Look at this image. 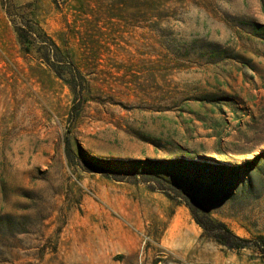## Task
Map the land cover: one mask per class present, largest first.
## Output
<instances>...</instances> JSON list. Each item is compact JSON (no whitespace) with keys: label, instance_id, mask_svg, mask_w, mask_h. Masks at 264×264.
<instances>
[{"label":"rangeland","instance_id":"374dc122","mask_svg":"<svg viewBox=\"0 0 264 264\" xmlns=\"http://www.w3.org/2000/svg\"><path fill=\"white\" fill-rule=\"evenodd\" d=\"M261 239L264 0H0V264H264Z\"/></svg>","mask_w":264,"mask_h":264},{"label":"trees","instance_id":"16d2710c","mask_svg":"<svg viewBox=\"0 0 264 264\" xmlns=\"http://www.w3.org/2000/svg\"><path fill=\"white\" fill-rule=\"evenodd\" d=\"M196 164H200L199 162ZM198 224L203 228L204 234L211 237L216 242L228 247L229 249H244L251 247L250 241L242 239L235 236L226 224L214 220L200 221L197 220ZM255 247L260 251L262 257L264 258V240L261 239L259 242L255 243Z\"/></svg>","mask_w":264,"mask_h":264},{"label":"bare ground","instance_id":"6f19581e","mask_svg":"<svg viewBox=\"0 0 264 264\" xmlns=\"http://www.w3.org/2000/svg\"><path fill=\"white\" fill-rule=\"evenodd\" d=\"M171 228H172V227H171ZM172 230H173V229H172ZM172 230H171V232H170L171 235H173V231H172ZM176 231H177V229H176ZM171 235H170V236H171ZM169 238H170V237H169Z\"/></svg>","mask_w":264,"mask_h":264}]
</instances>
